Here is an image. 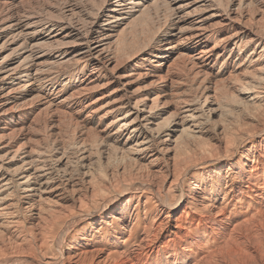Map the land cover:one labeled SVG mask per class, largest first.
Wrapping results in <instances>:
<instances>
[{
    "label": "bare ground",
    "instance_id": "bare-ground-1",
    "mask_svg": "<svg viewBox=\"0 0 264 264\" xmlns=\"http://www.w3.org/2000/svg\"><path fill=\"white\" fill-rule=\"evenodd\" d=\"M0 264H264V0H0Z\"/></svg>",
    "mask_w": 264,
    "mask_h": 264
}]
</instances>
